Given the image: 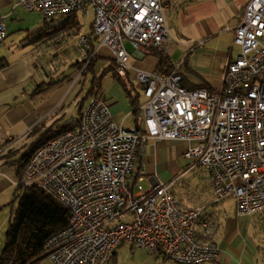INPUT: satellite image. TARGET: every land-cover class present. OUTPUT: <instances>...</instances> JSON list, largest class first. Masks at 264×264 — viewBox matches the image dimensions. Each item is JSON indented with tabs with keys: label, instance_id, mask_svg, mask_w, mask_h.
<instances>
[{
	"label": "built area",
	"instance_id": "obj_1",
	"mask_svg": "<svg viewBox=\"0 0 264 264\" xmlns=\"http://www.w3.org/2000/svg\"><path fill=\"white\" fill-rule=\"evenodd\" d=\"M16 6L40 13L48 24L91 13L90 36L78 34L74 46L85 66L108 49L127 87L125 44L142 53L162 51L167 37L164 0H17ZM5 36L0 21V43ZM232 43L239 51L226 64L219 91L185 88L178 67L136 71L133 82L145 98L143 129L115 122L98 96L30 155L17 187L37 188L67 210V225L44 244L51 264H109L123 244L175 264L218 260L211 218L183 208L172 184L141 186L136 161L149 139L190 143L183 154L188 170L205 172L214 203L232 198L237 217L264 211V0L246 4ZM12 142L0 145V157Z\"/></svg>",
	"mask_w": 264,
	"mask_h": 264
},
{
	"label": "crops",
	"instance_id": "obj_2",
	"mask_svg": "<svg viewBox=\"0 0 264 264\" xmlns=\"http://www.w3.org/2000/svg\"><path fill=\"white\" fill-rule=\"evenodd\" d=\"M16 2L17 0H0V21L4 23L6 30L5 39L0 43V145L8 138L13 139L7 154L0 157V235L10 218L8 209L19 194L18 160L44 134L65 124L66 121H62L58 114L71 95L68 82L70 73L54 77L51 72H47L45 70L47 63L43 64L39 57L37 41H32L31 33L18 29L15 21L21 15V8L16 6ZM164 2L165 27L171 16L177 23L180 22L183 29L197 34L195 35L197 37L204 36L188 44L186 56L178 62L171 60L164 43L162 52L169 58L173 68L178 67L182 85L191 90L206 88L214 92L219 91L225 66L239 51L232 43L233 30L249 0H164ZM166 11H169V15ZM166 30L168 34L167 27ZM70 36L74 38L75 43L76 36ZM125 48L130 55L128 61L130 69L126 75L130 86L127 87L115 75L112 54L108 49L101 48L95 74L109 67L110 71L105 76L111 75V82L101 88L98 96L107 103L115 122L127 129H143L144 112L141 106L145 98L140 86L133 82V78L136 71H157V59L151 51L137 52L127 43ZM49 84L51 86H48ZM140 96L144 98L141 103ZM131 101H134L136 106H133ZM24 140H30L26 149ZM168 145H171L169 152H164L165 146ZM190 145L181 141L147 140L145 148L137 157L136 177H140L141 186L148 189L159 182L160 170L174 169L178 167L176 163L180 161L178 169L182 170L176 178L177 182L186 175H193V179L191 186L178 189V198H174L183 208L201 209V214L208 216L216 224L215 240L219 248V257L216 262L207 264H254L256 250H251L248 240L238 235L232 220L226 216L224 201L227 199L214 203L205 172L200 168L188 170L191 162L186 160L183 154ZM174 147L178 148L177 151H173ZM228 199L234 203L232 198ZM2 244L0 241V248ZM117 249L111 260L116 257ZM155 256L161 258L163 263L168 261L162 255Z\"/></svg>",
	"mask_w": 264,
	"mask_h": 264
},
{
	"label": "rangeland",
	"instance_id": "obj_3",
	"mask_svg": "<svg viewBox=\"0 0 264 264\" xmlns=\"http://www.w3.org/2000/svg\"><path fill=\"white\" fill-rule=\"evenodd\" d=\"M20 11L21 15L19 16V19L15 21V23L19 27L18 29H20L21 32L31 33V35L33 36L37 33L43 35V37L40 38L39 41H37V44L40 59L43 61V64L47 63V65L45 66L47 68H45V70L47 72H51V75H54V77L62 75L66 76L70 73L68 82L71 90V95L64 103L62 111L58 114L61 117L62 121H67L69 118L76 114L79 104H82V102L84 101V107L87 105L89 101L88 93L91 88V81L93 80L92 72L86 70L87 72L84 74L82 70L78 71L70 65H73L77 60H82L80 51L74 47L73 37L66 33H61L57 36H44L45 32L49 33L50 30L46 31V29L48 28L47 26H51V24H47L40 13L27 12L23 9H20ZM166 12L169 15V11ZM78 20L80 23V34L89 33L92 14L90 13L89 17H84L78 14ZM166 27L168 28L169 33L167 34L165 40V46L170 53V58L173 62H178L186 56L188 51V44H192L198 41L200 38L204 37H197L195 36L197 34L188 32V29H183V26L180 24V22L177 23L176 20H173L171 16H169L168 18ZM69 36L70 38H68ZM48 62H50L49 65ZM51 62H53V64H51ZM95 66L93 69L94 73ZM110 82L111 75L103 77L101 79V88L106 87ZM140 97L141 98L139 103H141V100H144L142 96ZM24 144H26V149L30 144V140H24ZM170 148L171 145L165 146L163 151L169 152ZM177 149V147H174L173 151H177ZM179 164H181L180 161L176 163L178 167ZM178 167H175L174 169L165 168L158 172L159 182L161 181V183L163 184H172L171 192L173 194V197L177 198L178 189H186V186H191V181L193 179V175H186L182 179H180L179 182H177L176 178L178 177V175H180L182 170V168L178 169ZM143 185L146 186L144 183ZM18 195H20V193L17 194L16 197H18ZM17 201L18 198H14L12 206H10L8 209V215H11L12 208L16 207ZM224 202L226 216L229 217L230 220H232L234 228L238 232V235L241 237H245L248 240V246L251 248V250H256L254 264H264V211L251 217H237L235 214L233 201L231 199H227ZM128 220L130 219H121L118 221L122 222ZM7 226L8 222L6 223L5 229L0 235V241L3 244L4 234ZM3 244L0 248V252ZM167 262L165 261V263H163L161 258H156L154 254L148 252L147 250L130 247L127 244H123L117 249L116 257L111 260L109 264H171ZM39 264L51 263L48 258H44L39 262Z\"/></svg>",
	"mask_w": 264,
	"mask_h": 264
},
{
	"label": "trees",
	"instance_id": "obj_4",
	"mask_svg": "<svg viewBox=\"0 0 264 264\" xmlns=\"http://www.w3.org/2000/svg\"><path fill=\"white\" fill-rule=\"evenodd\" d=\"M47 27L46 31H50L49 33L45 32L44 36H55L59 33L75 36L80 34V23L78 14L76 13L56 19L51 23V26ZM31 36L33 37L32 41H39L43 37L40 33ZM88 36H90V33ZM150 51L157 59L158 73H169L173 70L169 58L162 51ZM98 60L97 55L91 58L86 66V60H77L71 65L78 71L82 70L85 66L83 70L84 74L87 71L92 72L93 80L91 81V88L88 93L89 99L98 97L101 90V79L110 71V68L107 67L101 70L99 74H95L93 69ZM48 86H51V84ZM131 104L136 106L134 101H131ZM83 108L84 101L82 104H79L76 113H80ZM66 129V127H59L47 132L21 155L18 160V179H20L22 169L30 155L37 148L52 140ZM17 190L20 195L16 197L18 201L16 207L12 208L4 234V244L0 252V264H39L40 261L47 258L43 251L45 242L67 225V210L51 196L37 188L21 190L18 187Z\"/></svg>",
	"mask_w": 264,
	"mask_h": 264
}]
</instances>
